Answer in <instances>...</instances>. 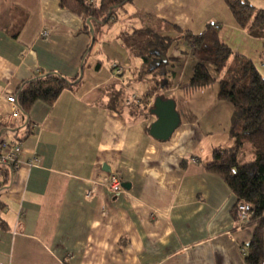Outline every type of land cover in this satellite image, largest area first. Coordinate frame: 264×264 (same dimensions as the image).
<instances>
[{"label":"crops","instance_id":"0c3cea01","mask_svg":"<svg viewBox=\"0 0 264 264\" xmlns=\"http://www.w3.org/2000/svg\"><path fill=\"white\" fill-rule=\"evenodd\" d=\"M245 1L264 10V0ZM126 9L137 30L154 25L168 37L166 26H219L223 44L264 77V37L240 28L224 0H135ZM84 27L60 0H0V131L24 148L19 171L3 170L0 264H248L254 229L239 227L235 195L206 170L216 149L233 146V106L218 99V84L186 90L192 76L171 64L175 80L156 91L122 28L110 37L114 27H103L93 43ZM182 44L168 56L178 59ZM50 73L79 84L52 105L36 102L16 128L6 97ZM157 99L174 102L180 118L166 141L150 134ZM113 174L130 185L119 196L105 186Z\"/></svg>","mask_w":264,"mask_h":264},{"label":"trees","instance_id":"16d2710c","mask_svg":"<svg viewBox=\"0 0 264 264\" xmlns=\"http://www.w3.org/2000/svg\"><path fill=\"white\" fill-rule=\"evenodd\" d=\"M134 2L102 0L97 4L94 0H60V7L81 18L85 22L84 32L96 43L102 28L112 25L117 13L124 12ZM224 2L240 28L264 37V10H256L245 0ZM166 27L173 36H163L155 26H147L130 37L123 34L122 39L132 55L143 61L140 78L152 80L154 86L157 77H175L169 66H178L179 60L169 57L168 53L178 41H184L194 60L193 75L184 89L196 91L218 84V99L233 106L229 129L233 146L216 149L206 170L223 179L235 195L233 215L236 220L237 205H247L246 226L254 231L245 260L248 264H264V77L251 60L234 54L223 44L215 25H208L200 34ZM160 56L167 62L161 60L158 64ZM79 79L69 81L50 73L25 81L14 94L17 105L24 115L38 101L52 105L63 91L74 89ZM248 156H252V160L244 159ZM5 177L7 179L8 175Z\"/></svg>","mask_w":264,"mask_h":264},{"label":"built area","instance_id":"2783aa9c","mask_svg":"<svg viewBox=\"0 0 264 264\" xmlns=\"http://www.w3.org/2000/svg\"><path fill=\"white\" fill-rule=\"evenodd\" d=\"M219 26H216L218 29ZM41 37L48 38V31L44 30L41 33ZM118 66H115L117 68ZM6 101L13 107L12 118L15 119L16 125L18 128V122L22 117V112L17 105L16 97L14 95L7 96ZM25 117V116H24ZM27 124H24V126ZM7 130L0 131V185L2 183L3 178V170L7 169L12 173H17L22 165V161L20 157L23 155L24 148L23 143L17 137L14 139H7L5 137V133ZM40 163L38 157L33 156L28 161L27 164L30 167H36ZM123 178L119 174H113L110 180L105 184L108 192L113 196H119L124 193L123 190ZM237 222L239 227H245L248 223V207L245 203H239L237 205Z\"/></svg>","mask_w":264,"mask_h":264},{"label":"rangeland","instance_id":"374dc122","mask_svg":"<svg viewBox=\"0 0 264 264\" xmlns=\"http://www.w3.org/2000/svg\"><path fill=\"white\" fill-rule=\"evenodd\" d=\"M98 0H96V2H97ZM127 9L125 8V10L124 11H126ZM209 14H210V12H208ZM124 12H118L117 13V18H116V20L114 21V23H113V25H111L112 27H114L113 29H112V27L111 26H106V28H111L112 29V32H111V34H110V37H112L111 35H113L114 34V32H116V29H118V28H122L123 29V33L122 34H125V36L126 37H128V35H129V37L130 36H132L133 35V33L137 30V29H139V28H137V27H139L140 26V23H138V24H136V25H134L133 23H131V21L130 20H128V18H125L124 19ZM123 19V21H125L126 20V22H123V21H121ZM130 19V18H129ZM153 19V18H152ZM153 20H155V19H153ZM129 21V22H128ZM127 23V24H126ZM132 24L134 25V27L132 26ZM154 25H152L151 27H153ZM146 27V26H145ZM108 28V29H109ZM137 28V29H136ZM141 28H143V27H141ZM123 40V39H122ZM176 47V46H175ZM187 48L188 47H185V45H180L179 46V48L177 49V53H176V55H175V57L176 58H178V59H180L181 61H183L184 62V64H180V62L179 63H177V64H179L178 65V67L177 66H175V67H173V68H177V70L178 71H180L183 67V74H184V78H185V80H187V76L188 75H193V67H194V60L192 59V57L191 56H189V54H188V52H187ZM173 49H176V48H174L173 47ZM134 57H137V56H134ZM139 57V56H138ZM141 59V58H140ZM179 60V61H180ZM121 67V66H120ZM181 67V68H180ZM117 68H119V67H117ZM116 68V69H117ZM122 68V67H121ZM170 77H157L156 78V80L154 81L155 82V86H156V90L158 91L159 89H160V87H162V86H164V85H166V84H169V83H167V80L169 79ZM172 79V78H171ZM183 79V78H182ZM174 80V79H173ZM184 80V81H185ZM213 92H215L214 90L213 91H210V93L212 94ZM218 92V91H217ZM216 92V93H217ZM210 94V95H211ZM218 95V94H217ZM208 96H209V93H208ZM203 107H204V105H203ZM191 109V110H190ZM190 109H189V111H192V107H190ZM203 110L204 111H207L205 108H203ZM193 113V112H192ZM190 115H192V114H190ZM252 156H248V157H246V158H244L246 161L248 160H252Z\"/></svg>","mask_w":264,"mask_h":264},{"label":"water","instance_id":"95a60500","mask_svg":"<svg viewBox=\"0 0 264 264\" xmlns=\"http://www.w3.org/2000/svg\"><path fill=\"white\" fill-rule=\"evenodd\" d=\"M162 61L167 60L160 56L158 64ZM157 117V121L151 126L150 134L161 141L168 140L177 126L180 123L179 115L175 111L174 102H162L161 99L156 100L155 109L153 110ZM123 188L129 189V184H123Z\"/></svg>","mask_w":264,"mask_h":264}]
</instances>
